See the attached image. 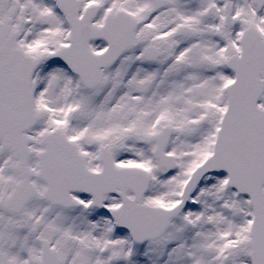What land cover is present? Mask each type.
Masks as SVG:
<instances>
[{"label":"snow or ice","instance_id":"snow-or-ice-1","mask_svg":"<svg viewBox=\"0 0 264 264\" xmlns=\"http://www.w3.org/2000/svg\"><path fill=\"white\" fill-rule=\"evenodd\" d=\"M0 264H264V0H0Z\"/></svg>","mask_w":264,"mask_h":264}]
</instances>
